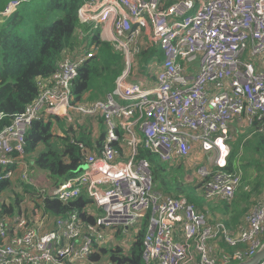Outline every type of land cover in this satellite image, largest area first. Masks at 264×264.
Wrapping results in <instances>:
<instances>
[{
    "label": "built area",
    "instance_id": "2783aa9c",
    "mask_svg": "<svg viewBox=\"0 0 264 264\" xmlns=\"http://www.w3.org/2000/svg\"><path fill=\"white\" fill-rule=\"evenodd\" d=\"M77 20V44L37 78L34 100L0 130V183L14 176L35 122L83 124L89 117L104 130L91 145L77 144L80 167L38 191L43 203L87 202L56 214L48 228L44 204L0 215V264H94L89 256L106 248L105 237L123 240L133 231L132 245L143 231L144 264L251 257L264 244V191L231 231L186 199L155 189L139 148L170 164L198 148L208 155L195 175L204 199L234 198L240 175L227 169L230 126L264 121V0H82ZM99 42L122 55L123 70L104 98L76 102L72 84Z\"/></svg>",
    "mask_w": 264,
    "mask_h": 264
},
{
    "label": "trees",
    "instance_id": "16d2710c",
    "mask_svg": "<svg viewBox=\"0 0 264 264\" xmlns=\"http://www.w3.org/2000/svg\"><path fill=\"white\" fill-rule=\"evenodd\" d=\"M173 1L170 0L168 3ZM81 3L82 0H0V114H2L0 130L10 123L14 114L22 112L34 100L38 91L37 78L53 72L62 53L77 44L74 33L78 26L77 9ZM13 4V9L7 12ZM98 44V51L79 69L78 76L72 84L73 98L76 102H89L98 97H105L112 90L116 77L123 70L121 55L114 52L108 43L99 42ZM148 57L149 53L145 55L143 61H146ZM141 71L140 65L137 72ZM85 95H87L86 99ZM58 126L64 132V135L59 138L51 134L50 123L35 122L26 134L25 145L26 152H32L41 146L42 149L34 159V164L37 168L48 171L55 183L68 178L80 167L81 158L77 144L91 145V128L86 124H80L77 120L75 124H71L63 120L58 122ZM243 127H246V132L262 133L264 132V121L255 120L251 125L241 128ZM236 131L239 133L238 129ZM258 135L260 136L259 144H264V136ZM243 136L241 134L237 139ZM234 149L236 146L233 148L231 143L227 157V169L229 170H232V158L236 156ZM257 152L259 156L257 158L253 156L252 161L248 160L247 163L257 164L258 161L264 163V149ZM139 157L149 162L154 186L162 190L163 194L184 198L206 212H209L208 207L217 205V211L223 216L222 222L231 231H235L243 223L244 217L261 195L252 198L253 201L246 206H242L241 199L247 201L251 198L248 191L238 196L237 202L233 201L235 196L231 200L233 202L220 201L214 204L210 201H201L197 197L200 193L195 190L200 188L201 181L188 182L185 180L186 185H182L173 175V180L168 184L165 177L161 175L166 167H174V164L161 161L156 155L142 148L139 149ZM247 165L245 164L243 169ZM179 166L185 169V164ZM7 184L8 181L0 183V197L7 192L9 186ZM246 184L248 181L243 178L241 187ZM259 185L257 184L254 188ZM186 188L193 189L194 194L187 196L186 193L191 191ZM14 194L16 195V192ZM18 201L16 197L7 206L5 199L2 200L0 215L12 213L14 207L11 204L18 203ZM86 202L84 196L64 205L56 199H44L46 209L54 214H64L71 209L81 210ZM205 203L206 206H203ZM211 210L213 208H210ZM142 233L143 231L136 237L129 252H122L117 247L101 249V253L108 258L107 264H144L141 259ZM98 256L100 255L96 253L89 257L94 260Z\"/></svg>",
    "mask_w": 264,
    "mask_h": 264
},
{
    "label": "rangeland",
    "instance_id": "374dc122",
    "mask_svg": "<svg viewBox=\"0 0 264 264\" xmlns=\"http://www.w3.org/2000/svg\"><path fill=\"white\" fill-rule=\"evenodd\" d=\"M165 1L168 3L170 0H165ZM13 7L14 6H11L7 12L11 11L13 9ZM159 53L160 52H157V55L160 56ZM121 60H122V55H121ZM144 75L146 77H148L149 81H151V78L149 77L148 72L144 73ZM84 98L86 99L87 95H85ZM98 98H102V97H98ZM87 118H85V119H87ZM58 120H63V119H57L56 122ZM239 125L240 124H233L232 126H230V129H229L230 131H229L227 142H228V144H230L229 146H231V143H232L233 148L236 146V149L233 150L236 152V156L234 158H232V169L236 170L240 175V185L236 191L235 198L233 201L237 202L238 196H241V195H243L244 192L247 193V191H248L249 194L251 195V198L247 201L241 199L242 206H246V205H249V203H251L253 201L252 198H255L256 196L262 194L264 191V163H261L259 161L257 164L247 163L248 160L252 161L253 156L256 158L259 156V153L258 152L256 153V151L264 149V144H259L260 136L258 135V134H260V135L264 136V132L258 133V134L246 132L245 131L246 127L241 128L242 125L241 126H239ZM59 129H60V131H63L60 127H59ZM237 129L239 130V133H237V131H236ZM240 133L244 135L243 137H241V139H243L242 141L239 138H238L239 140L237 139V137L239 135H241ZM203 156H205L204 153H203ZM191 158H193V156H191ZM244 160H246V161H244ZM191 162L195 163L194 166L192 167V170H185L179 166V165L183 166L184 164H189ZM204 163H205V165H207L206 159H205V162H203V161L196 162L195 160H192V159L191 160H184V161H181L177 164H174V167H166L161 176H164L165 180H167L166 183L169 184L174 178L173 175H175L178 183H180L182 185H186V181L193 182L194 180H197V179H195L196 178L195 175L197 173L200 174V167ZM245 164H248V165L243 169V166H245ZM170 174H172V175L170 176ZM243 178H245V180L248 181V184H246L244 187H241V181L243 180ZM257 184H260V185L256 188H254ZM155 189L160 190L158 187H155ZM186 189H188V188H186ZM199 189L200 188L195 189L198 191V193H200V194H197L198 199L201 201H210L211 202L212 200L204 199L202 192H201V189L200 190ZM188 190L191 192L186 193L187 196H190L191 193H192V195L194 194L193 189H188ZM160 191L163 193L162 190H160ZM14 192H16V195L14 194ZM16 197L20 200L23 198V194H21L20 191L9 187L7 192H5L0 197V202H2V200L5 199V202L8 204L10 201H13V199ZM233 201H230V202H233ZM216 202L217 201H214V204ZM13 205L14 204L12 203V206ZM203 206H206V203ZM216 206L217 205H213L214 209L216 208ZM210 208H212V207L211 206L208 207V211H209L208 213L209 214L208 213H207L208 215L206 214L208 221L211 223L222 222L221 219H217V218L212 219L211 218ZM16 214H17V212L15 211L12 215H16ZM227 217H224V218H227ZM135 235H136L135 231L130 232L129 235L124 237L123 240H120L119 238L111 240L110 237H105L101 244H104L107 249L110 246H114L115 244H118V245L122 246L123 248L129 249L132 245V242L134 240ZM107 253L109 254L108 251H107ZM93 254H96V253H93ZM98 254L100 255V256H98V258L92 260L89 257V261L93 262L94 264H107V259H108L107 256L106 255L104 256V254L101 253V250L99 252H97V255Z\"/></svg>",
    "mask_w": 264,
    "mask_h": 264
},
{
    "label": "crops",
    "instance_id": "0c3cea01",
    "mask_svg": "<svg viewBox=\"0 0 264 264\" xmlns=\"http://www.w3.org/2000/svg\"><path fill=\"white\" fill-rule=\"evenodd\" d=\"M104 98V97H103ZM59 121H63V120H58L57 122H48L51 125V134L57 138L62 137L64 135L63 131H60L59 127H58V122ZM83 123L86 124L87 126H89L91 128V135H90V141H95V138L97 136H99L100 134L103 133V126L102 123H98V122H93L91 120V118H87V119H83ZM94 133V136H93ZM90 142V143H91ZM41 146L37 147L34 151L32 152H26L24 153V155H22L21 160H19V162L17 163L16 167H15V173L14 176L8 181L9 185L7 188H13L15 190L20 191L21 194H23V198L22 199H18V203H13V212L12 213H4L5 215H9L11 216L15 211L17 213L21 212L22 210L24 211H28L31 207L33 206H41L44 204L42 201V197L39 195L38 191L42 188H46V186L48 184H54V179L50 176V173L48 171L42 170L40 168H37L35 166V161L34 159L36 158V156L38 155V153L41 150ZM191 156H193V158H191ZM196 158H195V157ZM195 160L196 162H200L203 161L206 162L208 161V155L205 154V156H203V153L200 152L198 150V148H194L188 158V160ZM27 169L28 172V181L29 183H25V181L21 180V174L23 172V170ZM22 186V187H21ZM34 199V200H32ZM220 202L219 200H213L211 202ZM13 201H10L9 203H11ZM10 205V204H9ZM12 205V204H11ZM8 206V204H7ZM44 212H46L47 216L49 217L46 223V227H51L53 225V221H54V217L56 214H54L53 212L47 210L45 208V204H44ZM197 210H199L198 207H196ZM213 210L210 211L211 214V218L212 219H223V216L220 212L217 211V208L214 211V207H212ZM201 212H204L205 214H207L208 212L206 211H202L199 210ZM209 214V213H208ZM207 214V215H208Z\"/></svg>",
    "mask_w": 264,
    "mask_h": 264
},
{
    "label": "water",
    "instance_id": "95a60500",
    "mask_svg": "<svg viewBox=\"0 0 264 264\" xmlns=\"http://www.w3.org/2000/svg\"><path fill=\"white\" fill-rule=\"evenodd\" d=\"M263 258H264V244L251 257H249L248 259H244L242 261L236 262L235 264H258Z\"/></svg>",
    "mask_w": 264,
    "mask_h": 264
}]
</instances>
